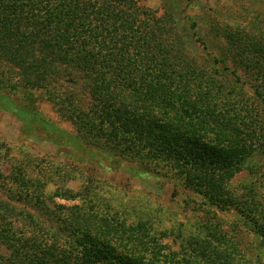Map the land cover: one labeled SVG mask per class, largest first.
Segmentation results:
<instances>
[{"label": "trees", "instance_id": "obj_1", "mask_svg": "<svg viewBox=\"0 0 264 264\" xmlns=\"http://www.w3.org/2000/svg\"><path fill=\"white\" fill-rule=\"evenodd\" d=\"M167 21L147 0H0V79L45 90L102 154L173 180L206 207L182 241L102 182L63 191L79 204L44 217L29 207L45 203V184L21 162L0 168V264H264L220 216L237 214L264 253V14L245 30L208 22L223 72L173 53ZM59 69L77 73L92 104L49 89ZM245 172L256 182L239 197L230 183Z\"/></svg>", "mask_w": 264, "mask_h": 264}, {"label": "rangeland", "instance_id": "obj_2", "mask_svg": "<svg viewBox=\"0 0 264 264\" xmlns=\"http://www.w3.org/2000/svg\"><path fill=\"white\" fill-rule=\"evenodd\" d=\"M147 5L162 21L168 20L173 53L182 52L193 64L221 72L223 67L214 63L213 53L221 52L222 43L206 30L208 22L214 18L222 29L229 25L245 30L264 14V0H147ZM179 39L183 43L179 44ZM59 70L49 89L80 109L92 104L90 92L77 79V73ZM47 96L45 90L13 89L0 79V149L5 151L0 168L6 170L23 162L26 169L19 171L45 184V203L32 202L29 209L41 210L44 217L48 212H58L61 205L64 210L59 211L67 212L79 202L64 201L59 194L77 192L83 185L93 189L102 182L101 187L112 191L125 209L157 212L161 226H173L178 230L174 236L182 241L190 224L206 209L202 199L185 192L173 180L136 175L130 163L108 158L95 147L94 136L78 133ZM254 182L256 178L245 172L235 176L230 185L242 197ZM220 216L224 225L241 230L243 243L255 250L253 257L263 260L264 253L256 251L257 242L242 226L240 217L234 212Z\"/></svg>", "mask_w": 264, "mask_h": 264}]
</instances>
